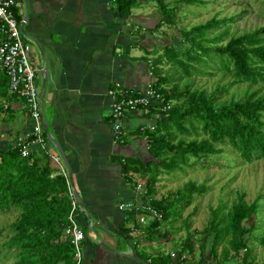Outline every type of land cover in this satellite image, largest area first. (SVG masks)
<instances>
[{"label":"crops","instance_id":"crops-1","mask_svg":"<svg viewBox=\"0 0 264 264\" xmlns=\"http://www.w3.org/2000/svg\"><path fill=\"white\" fill-rule=\"evenodd\" d=\"M15 10L19 24L25 21L27 54L38 69L36 86L49 156L66 160L63 170L70 174L83 209L76 216L85 234L76 264H142L131 255L149 264L155 258L178 255L182 242L176 241V251L157 248L155 240L166 247L174 238L155 229L154 219L145 217V224H139L137 215L128 220L127 213L117 208L138 199L155 201V190L146 198L135 191L137 183L145 185L142 170L123 172L128 161L143 166L153 161L140 128L155 126V114H127L122 125L125 136L115 142L107 97L115 82L141 91L155 77L150 68L155 33L145 34L143 28L154 14L133 15L131 10L117 18L113 0H20ZM9 105L13 124L0 134L4 147L30 138L33 130L24 102L12 99ZM25 148L28 154L44 153L36 144ZM51 165L58 173V166L52 161ZM121 225L128 240L124 232H116ZM181 257L171 258V264H215L214 259L196 254ZM229 260L222 264L239 263Z\"/></svg>","mask_w":264,"mask_h":264},{"label":"trees","instance_id":"trees-1","mask_svg":"<svg viewBox=\"0 0 264 264\" xmlns=\"http://www.w3.org/2000/svg\"><path fill=\"white\" fill-rule=\"evenodd\" d=\"M147 1H154L161 14L156 29L160 25H173L172 10L163 0H115V17H126L132 9ZM183 1L190 4L204 3L201 0ZM14 13L16 15V10ZM220 26V21L211 19L184 31L181 34L186 44L184 52L177 51L173 44H165L162 55L150 60L155 88L171 107L161 114L159 121L156 119L155 131L148 133V153L153 161L145 166L136 160L123 165L125 175L143 171L149 197L162 171L181 169L182 164H188L189 158L199 160L220 153L215 149L217 144L229 142L246 162L264 158V26L231 37L224 45L219 44L222 35L207 37L209 32ZM163 60L171 67L170 75H178L175 80L173 76L168 78L160 75L159 66ZM213 63L218 64V71L230 77L233 84H245L247 88L257 87L259 90L246 94L243 99L218 104V93L224 92L221 88L208 93L206 90L192 89L188 81L182 88L176 83L181 79H189L198 70L208 74L209 64ZM9 99L18 98L9 93L8 78L4 71H0V100L8 102ZM5 112L8 119L11 116L9 106ZM172 126L176 134L180 135L178 141ZM191 136L194 138L188 139ZM31 140H24L20 146L0 145V215L12 209L19 211L18 219L10 227L8 239L1 243L0 257L13 258V264H76L74 246L63 235L71 210L66 178L56 174L57 169L51 165V159L45 153L21 156V151ZM260 200L261 197L257 196L253 202L247 203L244 194H240L227 214L219 217L217 209L213 210L210 228L203 231L198 240L199 256L205 259L209 253L211 256L216 253L225 263L231 259V252H234L233 256L242 249L247 252L245 238L253 227L249 230L244 223L257 213ZM151 206L162 213V221L171 215H178L174 201L152 200ZM127 215L128 220L133 219V213ZM116 232L119 235L124 232L123 238L128 240L123 225ZM211 235L212 250L206 253L207 239ZM191 240V236L187 235L176 260L182 258L183 254L192 253ZM216 249H220L219 255ZM171 258H155L149 264H171Z\"/></svg>","mask_w":264,"mask_h":264},{"label":"rangeland","instance_id":"rangeland-1","mask_svg":"<svg viewBox=\"0 0 264 264\" xmlns=\"http://www.w3.org/2000/svg\"><path fill=\"white\" fill-rule=\"evenodd\" d=\"M201 1L204 3L190 4L183 0H163L172 10L173 25H160L158 29H156V25L161 21V14L154 1L142 2L138 7L132 9L133 15L141 14V12L154 14L151 24H143V28H145V34H151L155 30V40H152L155 57L162 55V48L165 44H173L177 51L184 52L186 44L183 43L182 32L189 31L191 28L204 24L211 19L220 21L221 26L217 30L209 32L207 37L214 38L222 35L220 45H224L231 37L264 26V0ZM140 5L144 8L142 11L137 10L139 7L141 8ZM209 65L211 67L208 74H203L202 70H198L189 79H181L176 83L182 88L181 86L188 81L192 89L206 90L208 93L221 88L224 92L218 93V104L243 99L246 94L258 89L257 87L247 88L245 84H233L230 77L218 71V64ZM159 71L160 75L168 76V78L173 76L174 80L178 77L177 74L172 73L170 75L171 67L164 60L159 66ZM261 91L263 92V90ZM10 100L12 99H9L8 102ZM8 102L0 100L2 108L0 111V134L4 130L6 132V129L2 130L5 126L11 128V124H13L12 117L11 119L6 118L8 114L5 109ZM173 104L174 102H172ZM9 108H11L10 105ZM262 120L264 123V114ZM171 128L175 132V127L172 126ZM174 135L178 141L180 135L176 132ZM192 138L194 136L188 139ZM200 138L201 136L197 139L200 140ZM215 149L219 150L220 153L201 157L199 160L189 158L188 164H182L181 169L165 173L162 171L159 174L158 183L155 187V200L174 201L177 206V212H175L178 215L175 217L171 215L167 220L161 221L155 226L156 229L162 228V234L172 235L174 241H168L167 246L164 247V245H158V240H155V245L157 244V248L162 249L163 252L165 250L176 251L179 250L176 241L181 243L188 235L192 238L190 241L192 253L187 254V256L190 257L194 254L199 256L198 240L203 231L209 230L213 210L217 209L216 214L220 217L221 214L225 215L230 211L240 194H244L247 203L253 202L257 196H260L261 200L258 203L257 213L244 223L245 228L249 230L253 227L252 232L245 238L247 252L242 249L236 256H233L234 252H231V258L234 259L232 263L264 264V158L246 162L230 146L229 142L217 144ZM18 216L19 211L17 209L0 215V250H2L1 243L8 239L10 227L18 219ZM212 238L213 235L207 239L206 253L212 250L210 248ZM216 250L219 255L220 249ZM136 252L139 254L138 251ZM208 258L214 259L215 264H222L216 253L213 256L209 253ZM13 261L11 257H3V259L0 257V264H13Z\"/></svg>","mask_w":264,"mask_h":264},{"label":"built area","instance_id":"built-area-1","mask_svg":"<svg viewBox=\"0 0 264 264\" xmlns=\"http://www.w3.org/2000/svg\"><path fill=\"white\" fill-rule=\"evenodd\" d=\"M19 1L0 0V71H4L8 78L9 93L24 102L29 119L33 122V130L30 133L32 140L27 145L36 144L49 156V151L47 150L48 140L43 130L41 101L36 86L38 69L28 57L24 37L18 29L19 22L14 13ZM107 97L109 99L111 133L115 142H121L122 137L125 136L122 125L127 114L136 115L141 112L148 114L152 110L155 118L160 119L161 114L167 112L171 107V104L165 102L155 88V77L147 82L141 91L131 90L120 82H115L107 91ZM140 130L145 134V140L148 142L149 136L146 132H154L155 126H143ZM21 143L22 141H19L17 145L20 146ZM27 155L28 152L24 148L21 151V156L26 157ZM49 157L58 166L59 171L57 174H62L68 184L71 210L67 217L68 226L64 230L63 235L68 237L73 244L77 260L79 258V246L85 235L76 220V212L83 209H81L78 198L75 196V191L69 184L67 173L63 170V160L59 157ZM135 191L146 198L147 188L144 184L137 183ZM147 199L124 202L119 204L117 208L124 213L137 215L139 224H145V217L161 221L163 218L162 214L152 207ZM170 256L175 257L176 255L171 254Z\"/></svg>","mask_w":264,"mask_h":264},{"label":"water","instance_id":"water-1","mask_svg":"<svg viewBox=\"0 0 264 264\" xmlns=\"http://www.w3.org/2000/svg\"><path fill=\"white\" fill-rule=\"evenodd\" d=\"M24 25H25V21H24V22H21V23L19 24V26H18V29H19V31H20V33H21V35H22L23 37H27V34H26L25 31H24ZM42 87L44 88V83H43ZM43 88H42V89H43ZM44 129L47 130L46 127H44ZM52 142H53V144L56 146V142H55V141H52ZM56 147H57V146H56ZM57 149H58V147H57ZM62 160H63V162L66 161L64 158H62ZM68 180H69V184H71V179H70V174H69V173H68ZM71 188L73 189L72 185H71ZM73 191H74V189H73ZM75 196L77 197L76 194H75ZM85 212H86V211H85ZM88 217H89V215H88ZM89 219H90V217H89ZM130 257H131L133 260H136L137 262H141L142 264H146L145 261L139 259V258H138L137 256H135V255H131Z\"/></svg>","mask_w":264,"mask_h":264},{"label":"clouds","instance_id":"clouds-1","mask_svg":"<svg viewBox=\"0 0 264 264\" xmlns=\"http://www.w3.org/2000/svg\"><path fill=\"white\" fill-rule=\"evenodd\" d=\"M148 197V196H147ZM151 201H152V199L151 200H149V202H150V204H151ZM158 211V210H157ZM159 212V211H158ZM161 213V212H160ZM162 214V213H161ZM163 216V215H162ZM163 219V218H162ZM162 221V220H161ZM161 221H155V222H161ZM176 257V256H175ZM173 258V257H172Z\"/></svg>","mask_w":264,"mask_h":264}]
</instances>
